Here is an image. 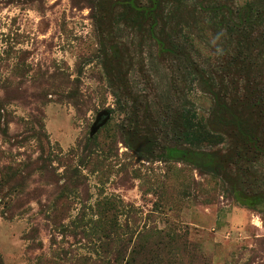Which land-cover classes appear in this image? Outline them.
<instances>
[{
  "label": "rangeland",
  "instance_id": "rangeland-1",
  "mask_svg": "<svg viewBox=\"0 0 264 264\" xmlns=\"http://www.w3.org/2000/svg\"><path fill=\"white\" fill-rule=\"evenodd\" d=\"M210 1L264 10V0H170L161 9L176 17L157 30L166 26L213 89L226 82L245 105L264 93V25L254 27L255 68L222 71L231 48ZM124 3L0 0V264H124L144 230L170 226L209 264H264V205L237 200L264 194V154L231 155L234 134L184 144L219 156L215 177L168 156L139 158L125 144L131 135L172 146L177 113L207 123L215 101L187 56L147 33L149 18L122 19ZM106 201L107 232L97 207Z\"/></svg>",
  "mask_w": 264,
  "mask_h": 264
},
{
  "label": "trees",
  "instance_id": "trees-1",
  "mask_svg": "<svg viewBox=\"0 0 264 264\" xmlns=\"http://www.w3.org/2000/svg\"><path fill=\"white\" fill-rule=\"evenodd\" d=\"M168 1L170 0H150L142 3L139 0H125L124 6L127 7V10L122 14V19H125L129 25L140 26L144 19L149 18V26L146 31L160 43L162 49L173 54L187 56V64L193 75L196 74L206 90L214 95L215 103L211 110L212 121L209 119L206 123V121L204 122L199 118L196 111L183 110L177 113L176 118L171 123L175 133V142L171 144L172 146L158 140L143 143L131 135H127L125 144L139 158L155 159L160 156H168L169 158L188 162L207 173L213 174L215 177H220L219 169L222 167V161L217 154L197 150L193 147L190 148V146L184 144L188 142L218 143L222 142L226 135L234 134L236 138L231 139V155L232 150L234 155H241L242 159L251 155L257 157L264 154V93H259L256 100L250 99L243 105L239 102V98L234 95V92L229 93L227 91L228 83L225 82L221 92L218 88L214 90L206 74L197 66L194 59L186 53L183 45L167 30L166 26L157 30V26H161L162 22L167 24L172 17H176L175 12L168 11L165 13L161 9ZM172 1L181 2V0ZM208 7L215 15H222V24L225 31L223 34L226 36L222 38H228L223 46L224 48L227 46L231 48L230 51L228 50V57H222L223 54H221L222 62H219L218 69L249 74L248 72L255 68L254 63H257L254 51V27L264 25V10H256V1L246 3L236 13L222 5H216L213 1H210ZM223 10H226V13ZM102 48H104V45L101 46ZM111 54L116 58V61L120 62L116 46ZM105 66L107 73L112 78L114 74L112 72L113 66L110 69L106 63ZM230 90L233 91L231 88ZM121 108L123 109L122 105ZM237 200L243 205H264V194L246 199L237 195ZM107 203L108 201L97 206L101 216L99 225L106 232L108 231L107 227L110 225L107 216L110 206ZM124 260V264H209L202 246L191 241L181 230L172 226L166 229L152 227L144 230L138 236L130 253Z\"/></svg>",
  "mask_w": 264,
  "mask_h": 264
},
{
  "label": "water",
  "instance_id": "water-1",
  "mask_svg": "<svg viewBox=\"0 0 264 264\" xmlns=\"http://www.w3.org/2000/svg\"><path fill=\"white\" fill-rule=\"evenodd\" d=\"M107 119H108V115L104 118L102 122L98 123L100 120V116H98L95 126H94V130L96 131L101 125H103L107 121Z\"/></svg>",
  "mask_w": 264,
  "mask_h": 264
}]
</instances>
